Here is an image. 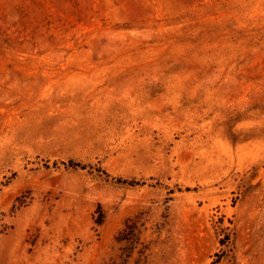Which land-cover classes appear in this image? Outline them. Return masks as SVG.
Instances as JSON below:
<instances>
[{"label":"rangeland","instance_id":"1","mask_svg":"<svg viewBox=\"0 0 264 264\" xmlns=\"http://www.w3.org/2000/svg\"><path fill=\"white\" fill-rule=\"evenodd\" d=\"M0 264H264V0H0Z\"/></svg>","mask_w":264,"mask_h":264}]
</instances>
